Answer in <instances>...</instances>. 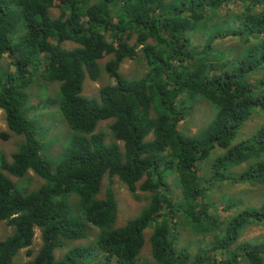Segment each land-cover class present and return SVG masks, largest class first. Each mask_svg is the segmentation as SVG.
Here are the masks:
<instances>
[{
  "label": "trees",
  "instance_id": "trees-1",
  "mask_svg": "<svg viewBox=\"0 0 264 264\" xmlns=\"http://www.w3.org/2000/svg\"><path fill=\"white\" fill-rule=\"evenodd\" d=\"M231 4L242 7L234 11L236 25L209 34L202 30L220 10L228 18ZM53 6L59 10L56 18L49 14ZM103 30L119 41H107ZM199 32L209 38L193 44L191 35ZM225 38L246 45L240 58L223 60L213 43ZM64 42L76 47L62 48ZM139 53L145 74L122 78L121 62ZM4 56L14 71L2 67ZM106 56L111 59L104 71L113 83L100 87L97 97H84L85 76L98 80L99 61ZM42 57L39 75L59 84V111L72 132L69 147L54 164L42 157L34 122L25 112L31 71L38 70ZM257 72L255 84L246 81V75ZM195 98L215 108L213 119L196 134L182 135L177 125L186 114L184 103ZM256 108H264V0H0V110L9 132L23 137L11 161L0 153V221L12 228L0 240V264H12L32 245L35 228L41 245L23 264H137L147 229L152 230V261L145 264H262L264 244L230 250L247 226L262 223L264 202L219 228L208 221L212 215L204 201L214 183L241 180L264 187V126L252 138L233 143ZM110 119L106 142L95 129ZM216 151L221 155L213 157ZM242 164L246 168L232 180V169ZM203 165L207 171L201 174ZM28 171L45 184L34 191L18 188L11 177L22 179ZM169 173L182 197L175 208ZM105 176L118 178L132 194L142 181L139 189L150 194L139 214L121 227H115L111 181L99 197ZM175 213L208 238L206 253L190 259L183 249L176 250L166 219ZM90 228L97 230L93 245L71 246L56 259L55 252L69 241L86 240Z\"/></svg>",
  "mask_w": 264,
  "mask_h": 264
},
{
  "label": "rangeland",
  "instance_id": "rangeland-1",
  "mask_svg": "<svg viewBox=\"0 0 264 264\" xmlns=\"http://www.w3.org/2000/svg\"><path fill=\"white\" fill-rule=\"evenodd\" d=\"M241 6L230 5L228 18L224 19L222 16L227 14L220 10L216 16L211 17L206 25L202 26V30L207 34L213 33L218 29L223 30L225 27H233L237 24L236 16L234 11H240ZM51 18L59 16V10L56 6H53L49 10ZM104 37L107 41L118 42L119 39L114 37L111 31L103 30ZM193 44H203L209 38L207 35L199 34L191 35ZM132 45L133 41H129ZM252 42V40H251ZM148 43L151 44L150 41ZM213 46L217 49V52L223 54V60L230 62L231 59L240 58L244 47L246 45L239 42L237 38H225L216 39ZM76 47L74 43L64 42L62 48L73 49ZM213 47V48H214ZM214 48V51L216 50ZM240 56V57H239ZM43 57L38 62V70L31 71V86L26 90L28 100L25 106V112L28 118L34 122L36 139L41 146L42 157L54 164L57 163L62 154L69 147L72 137V132L68 128L65 120L63 119L59 111V84H51L43 80L39 73L43 67ZM111 59V56H106L99 61L101 73L96 81H92L86 75L82 85V95L86 98L97 97L98 89L104 85L112 84L113 79L109 77L104 71V65ZM3 68L10 71H14V66L9 57L4 56L1 61ZM147 67L143 60L142 55L138 54V57L132 59H125L119 65V74L122 78L127 80L140 79L146 72ZM260 77V73H250L246 75V81L255 84ZM184 103V102H183ZM187 106L186 114L184 118L178 122L177 131L182 135H194L200 130L204 129L210 121L213 119L215 108L207 101L201 98H195L187 100L184 103ZM191 106L192 109H191ZM29 112V113H28ZM113 120H105L98 123L95 132L102 133L105 136V141L108 142L110 139L109 127ZM264 126V108H256L251 118L244 123L240 129L238 136L233 141L234 144L240 141L252 138L255 133ZM6 134L8 138L3 139L0 137V153H2L8 161H11V154L16 151L19 144L23 142V137L10 133L6 127L4 115L0 110V135ZM122 148V144L119 143ZM221 155L219 151L213 154V157ZM246 168V164H242L238 168H233L231 171L232 180L238 179V176ZM201 174L206 173L207 169L200 166ZM13 183L23 191H34L40 186L45 184V181L38 177L34 172L28 171L27 175L22 179L11 177ZM111 181V182H110ZM111 183V188L114 192L117 201V219L115 227L123 226L126 221L134 218L139 214L141 209L147 204L150 194L139 189L142 181L136 185L137 189L132 194L126 185L121 182L118 178L113 177L109 179L107 176L104 177L99 197L104 195L105 188ZM167 182L170 189V198L172 199V207L175 205H182V197L180 188L174 175L170 173L167 175ZM76 197L71 199L70 208L76 207ZM205 202L209 203L210 214L212 218L208 221H216L217 226L222 228L235 214L240 213L247 207L259 208L264 202V187L260 185H254L244 181H224L222 183H214L207 187ZM168 209L165 208V212ZM168 224L171 226V230L174 231L176 250L181 251L182 249L189 255L190 259H194L197 254L206 253L209 245L208 238H203L201 235L193 232L183 221L179 213L174 215H166ZM217 232L220 229L216 230ZM96 229H88V237L86 240L69 241L67 247H63L62 250L55 252L56 259L62 257V255L71 246H88L95 243ZM12 233V228L7 226L5 222L0 221V240L5 239ZM152 230L147 229L144 231L145 243L138 256L137 264L150 263V247L148 238L151 235ZM244 243H261L264 244V218L262 223L258 225H249L241 233L237 243L231 246V252H240L241 249H236L238 245ZM40 230L35 228L34 238L32 245L28 249L21 250L14 258L12 264H23L32 259V255H35L40 248ZM31 252V256L27 252ZM211 255V254H210ZM219 259L218 256H214ZM262 258V264H264V255ZM239 264H246L241 261Z\"/></svg>",
  "mask_w": 264,
  "mask_h": 264
}]
</instances>
